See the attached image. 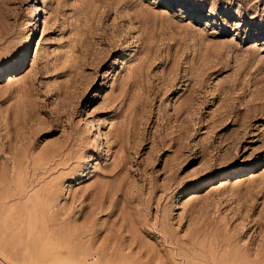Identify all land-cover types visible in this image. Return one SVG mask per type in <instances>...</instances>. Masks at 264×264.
<instances>
[{"label": "rangeland", "instance_id": "374dc122", "mask_svg": "<svg viewBox=\"0 0 264 264\" xmlns=\"http://www.w3.org/2000/svg\"><path fill=\"white\" fill-rule=\"evenodd\" d=\"M0 264H264V0H0Z\"/></svg>", "mask_w": 264, "mask_h": 264}, {"label": "bare ground", "instance_id": "6f19581e", "mask_svg": "<svg viewBox=\"0 0 264 264\" xmlns=\"http://www.w3.org/2000/svg\"><path fill=\"white\" fill-rule=\"evenodd\" d=\"M92 122V121H91ZM94 122V121H93ZM93 122L90 124L92 127H95L94 126V124H93ZM96 124V123H95ZM95 129V128H94ZM99 129V128H98ZM90 130H91V128H90ZM92 131V130H91ZM99 132V131H98ZM92 134V133H91ZM96 136V135H95ZM105 139H104V144H105V146L107 147L106 149H108V150H110L111 149V147H112V142H110V138H109V135H107L106 133H105ZM95 138V137H94ZM101 146V145H100ZM102 147V146H101ZM100 148V147H99ZM105 148V147H104ZM102 149H103V147H102ZM106 152V151H105ZM90 157V156H89ZM92 157V156H91ZM90 157V158H91ZM82 161V160H81ZM85 161H86V159H85ZM84 161V162H85ZM88 161V160H87ZM83 162V161H82ZM88 163V162H87ZM80 165H81V163H80ZM82 167H84V165L82 166ZM78 169H79V167H78ZM85 172V171H84Z\"/></svg>", "mask_w": 264, "mask_h": 264}]
</instances>
